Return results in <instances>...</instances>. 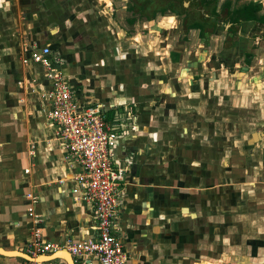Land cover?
<instances>
[{"label": "crops", "instance_id": "0c3cea01", "mask_svg": "<svg viewBox=\"0 0 264 264\" xmlns=\"http://www.w3.org/2000/svg\"><path fill=\"white\" fill-rule=\"evenodd\" d=\"M109 4L0 0V249L12 253L0 254V264L29 262L30 192L45 241L94 235L92 207L72 199L80 167L56 140L43 111L50 103L38 95L50 83L42 67L21 63L24 44L50 49L80 106L102 104L110 121L122 117L111 157L125 181L112 233L127 264L198 263L194 255L216 228L211 220L222 224L226 209L256 195L247 179L264 183V23L247 25L238 39L208 40L206 49L217 45L206 56L195 42L172 62L162 39L150 41L159 51L142 48L146 29L129 36L123 1L115 15ZM244 55L252 56L247 64Z\"/></svg>", "mask_w": 264, "mask_h": 264}, {"label": "built area", "instance_id": "2783aa9c", "mask_svg": "<svg viewBox=\"0 0 264 264\" xmlns=\"http://www.w3.org/2000/svg\"><path fill=\"white\" fill-rule=\"evenodd\" d=\"M22 57L23 65L32 63L45 70L49 88L38 92V95L42 101H48L50 107L43 111L49 126L56 128V140L63 144L69 157L80 167L74 176L72 199L89 204L94 220V235L87 240L66 238L61 243L45 241L39 228L42 219L35 211L37 197L32 192L27 193L26 213L32 224L28 256L35 259L66 251L73 264H127L123 245L112 233L120 188L125 181V169L116 167L111 157L118 144L122 117L116 112L112 121H108L102 104L80 106L65 77L51 60L48 47L24 44ZM18 85L23 86V82L19 81ZM29 93H36V89L31 87Z\"/></svg>", "mask_w": 264, "mask_h": 264}, {"label": "flooded vegetation", "instance_id": "af4514ba", "mask_svg": "<svg viewBox=\"0 0 264 264\" xmlns=\"http://www.w3.org/2000/svg\"><path fill=\"white\" fill-rule=\"evenodd\" d=\"M123 1L122 9L125 11V19L123 20L126 27L138 25L139 28H148L153 23V28L158 31L159 39L161 35L165 37L162 42L163 54L167 53L172 62L180 58V54L191 53L190 48L195 42L200 44L207 43L210 38L221 37L222 33L227 34L229 39H238L241 36L235 32L236 27H241L234 23L232 13L243 5L252 3L260 5L258 17L263 19L262 0H249L243 4H239L240 0H121ZM108 7L112 12H116V0H110ZM173 22L170 23L169 19ZM254 23V22H253ZM257 23V22H256ZM261 23V22H258ZM168 26V31L165 26ZM170 31V33H169ZM221 32V33H220ZM223 36V37H224ZM166 40V41H165ZM167 41H173L168 44ZM167 42V43H165ZM184 43V45H182ZM184 46L183 49L177 50V46ZM172 47V48H171ZM166 48V49H165ZM175 48V49H174ZM179 51V52H176ZM228 49L222 48V53ZM177 53V55L175 54ZM199 57L206 56L207 52L202 50L198 52ZM252 56L244 55L245 63ZM225 207V205H224ZM223 208V207H222ZM238 208V205H235ZM213 210H216L215 207ZM212 210V211H213ZM220 212V211H219Z\"/></svg>", "mask_w": 264, "mask_h": 264}, {"label": "rangeland", "instance_id": "374dc122", "mask_svg": "<svg viewBox=\"0 0 264 264\" xmlns=\"http://www.w3.org/2000/svg\"><path fill=\"white\" fill-rule=\"evenodd\" d=\"M246 1L249 0H240L238 5ZM262 13L264 14V8H262ZM126 15L129 14L126 13ZM124 19L125 16L122 18L121 23L124 22ZM115 22L118 23L120 21L116 20ZM152 24L153 23H151L146 30L142 31V38L138 37L139 40L144 43L142 48L144 50L146 48L147 51L150 50L151 52L156 47L154 48L150 41H154L155 37L159 40V36L150 31L155 29ZM165 27L168 31V26L166 25ZM140 29L142 28H139L137 24L126 27L129 36L140 31ZM243 29H246V25L243 26ZM223 36L224 34L222 33V36L219 38L221 39ZM161 38L162 40L165 39L162 35ZM212 38L215 40L217 37L212 36L209 41H212ZM167 42L170 43V41ZM211 44L212 46L217 45L216 42ZM212 46L206 49V45H204L207 54L211 51L210 49H213ZM155 51L159 50L155 49ZM152 69L156 74L158 73L157 69ZM252 176L253 175H245L246 178H251ZM247 180V183L250 181V183L256 187V195L252 194L253 196H250V198L246 200V204L243 203V206L240 208L236 209L231 206V208L226 209V215L224 216L225 220L222 219L224 221L222 224L224 225V223H226L224 226L225 228L222 227V224L218 225L217 221L211 220L212 227L216 226V228L212 229L210 232L209 246L202 253L199 252L194 255V262L196 260L198 263L202 262L201 264H264V183L260 184V180H256L255 183L251 182L250 179ZM241 188L245 189L244 185H241ZM239 193H241V191ZM239 195L240 194L236 197L237 202L240 199Z\"/></svg>", "mask_w": 264, "mask_h": 264}, {"label": "trees", "instance_id": "16d2710c", "mask_svg": "<svg viewBox=\"0 0 264 264\" xmlns=\"http://www.w3.org/2000/svg\"><path fill=\"white\" fill-rule=\"evenodd\" d=\"M260 5L256 4L253 5L252 3H248L247 5H243L240 8H237L233 13V21L236 24H239L240 21L243 23H248L249 25L253 22H263V19L258 17V12L260 10ZM246 24V25H248ZM109 121L111 118L108 116L106 117Z\"/></svg>", "mask_w": 264, "mask_h": 264}, {"label": "water", "instance_id": "95a60500", "mask_svg": "<svg viewBox=\"0 0 264 264\" xmlns=\"http://www.w3.org/2000/svg\"><path fill=\"white\" fill-rule=\"evenodd\" d=\"M246 24H248V23H243L242 22V25H241V27H236L235 28V32H237V35H239V36H241V37H244V36H246L247 34H248V32L246 31V29H243V26H245ZM249 25V24H248ZM247 26V25H246ZM0 251H2V252H0V254L1 255H4V256H8L7 254H12V253H9V252H5V251H3L2 249H0ZM61 252H64V255L65 256H61L60 255V253ZM43 257H45V258H47L48 260H46V261H42V262H51V261H55V260H58V259H62L66 264H73V261H72V259H71V257L69 256V254L66 252V251H60V252H56V253H54L53 255H50V256H43ZM38 258H35V259H33V258H30V257H27V260L29 261V262H35L36 264H40V263H42V262H38V261H36ZM224 264H228V263H224Z\"/></svg>", "mask_w": 264, "mask_h": 264}, {"label": "bare ground", "instance_id": "6f19581e", "mask_svg": "<svg viewBox=\"0 0 264 264\" xmlns=\"http://www.w3.org/2000/svg\"><path fill=\"white\" fill-rule=\"evenodd\" d=\"M60 255H61V256L64 255V252H61ZM64 256H65V255H64ZM42 260L44 261L45 259H38V260H36V261L39 262V261H42Z\"/></svg>", "mask_w": 264, "mask_h": 264}]
</instances>
